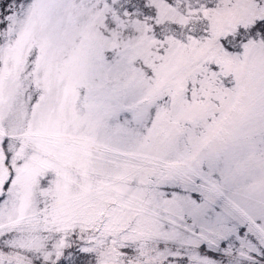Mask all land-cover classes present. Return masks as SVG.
<instances>
[{
	"label": "snow or ice",
	"instance_id": "obj_1",
	"mask_svg": "<svg viewBox=\"0 0 264 264\" xmlns=\"http://www.w3.org/2000/svg\"><path fill=\"white\" fill-rule=\"evenodd\" d=\"M0 264H264V0H0Z\"/></svg>",
	"mask_w": 264,
	"mask_h": 264
}]
</instances>
